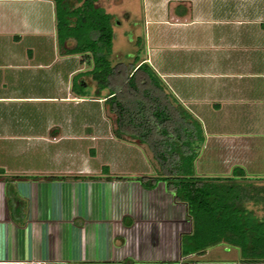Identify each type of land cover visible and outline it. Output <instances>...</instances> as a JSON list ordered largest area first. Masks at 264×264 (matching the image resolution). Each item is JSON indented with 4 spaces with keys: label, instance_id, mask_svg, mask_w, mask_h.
I'll use <instances>...</instances> for the list:
<instances>
[{
    "label": "crops",
    "instance_id": "crops-1",
    "mask_svg": "<svg viewBox=\"0 0 264 264\" xmlns=\"http://www.w3.org/2000/svg\"><path fill=\"white\" fill-rule=\"evenodd\" d=\"M115 3H123L119 12L124 17L144 19L149 61L148 36L158 29L160 35H173L174 69L167 54L158 66L151 64L204 129L264 135V0ZM82 55L60 50L53 0H0V152L13 151L12 161L0 159V264H28L33 258L68 264H264L228 242V250H209L211 245L183 253L182 235L192 231L187 204L174 199L165 180L146 187L134 177L155 174L154 166L131 168L120 162L117 151L138 144L114 135L105 108L107 89L97 91L90 75L81 76L88 82V96L72 89L73 76L92 66ZM82 102L99 104L100 111ZM96 112L109 122L111 136L103 132L100 118L94 123L85 119ZM75 130L78 135H71ZM86 138L95 139L94 155L71 154ZM108 141L116 150L98 164L96 143ZM238 146L245 152L239 162L250 171L234 180L263 186L264 155L259 157L249 143ZM33 148L48 153L47 163L39 165L36 153L32 158L27 151ZM109 174L127 177H105Z\"/></svg>",
    "mask_w": 264,
    "mask_h": 264
},
{
    "label": "trees",
    "instance_id": "trees-1",
    "mask_svg": "<svg viewBox=\"0 0 264 264\" xmlns=\"http://www.w3.org/2000/svg\"><path fill=\"white\" fill-rule=\"evenodd\" d=\"M53 1L60 50L82 53L92 63L90 68L73 76L72 89L82 96L89 95L88 82L82 75L92 77L97 91L107 89L105 108L114 135L144 146L154 165L155 174L134 177L146 187L165 180L174 199L187 204L192 231L182 235L183 253L203 252L208 246L228 242L239 246L246 258L264 259V216L243 205L241 200L248 193L242 186L244 183L195 173V161L206 139L204 125L147 59L145 36H138L143 43L136 49L133 60L114 62L113 14L99 0ZM10 177L103 176L13 174Z\"/></svg>",
    "mask_w": 264,
    "mask_h": 264
},
{
    "label": "rangeland",
    "instance_id": "rangeland-1",
    "mask_svg": "<svg viewBox=\"0 0 264 264\" xmlns=\"http://www.w3.org/2000/svg\"><path fill=\"white\" fill-rule=\"evenodd\" d=\"M115 0H101V5H108L110 7L111 3H114ZM111 9L117 10L118 16L114 17L113 15V27H114V39H113V53H112V60L116 62L117 60H125V61H131L134 59V54L136 49L138 50L140 46H142L141 43H143L142 39L139 40L138 36H145V24L143 18H132L128 19L127 17H124L125 15L123 13H120L121 9L123 8V3L119 4H112ZM110 12V10H107ZM159 30V29H158ZM156 31L155 34H150L148 36V50L151 52L152 56L149 57L151 59L149 62L155 64L158 66L157 63L160 62V57H164L167 54L169 62L170 69H174V59H175V53H174V38L172 34H159V31ZM135 31V32H134ZM134 34V35H133ZM134 37V38H133ZM146 38V37H145ZM139 40V41H138ZM142 50V48H141ZM161 53V54H160ZM83 57V55H82ZM84 58H86L84 56ZM90 63L91 61L88 60ZM85 102V101H83ZM80 103V104H83ZM91 102V101H90ZM77 104V103H75ZM75 104H72V106H77ZM83 104V106L86 107H96L97 111H100V105L99 104ZM102 121H99L100 119ZM85 119L88 123H94V122H101L103 123V127L105 129L103 132L106 134V136H111L110 128H109V122L104 117V115H97V112L95 115H86ZM213 120V119H212ZM211 119L209 120L212 121ZM219 120V118L217 119ZM219 123V122H217ZM217 123H215L217 125ZM234 123V122H233ZM232 122L227 123L230 126H235ZM245 126L248 125L247 122H243ZM207 126V125H206ZM229 126V127H230ZM225 128V125L222 126ZM228 127V128H229ZM206 128V127H205ZM222 128V129H223ZM82 133L88 134L89 131L82 130ZM220 131V130H219ZM206 139L204 142V145L201 148V151L196 158L195 161V173H197L199 176L206 177V178H214V177H220L221 179L228 178L229 181L239 182L237 179L234 180L235 177L241 176V172L244 170V164H240L239 157L244 156L245 152H239V144L240 143H249L251 146L255 148L256 151H259L258 155L259 157H263L264 155V135L262 134H242L238 132H228L225 134L224 131L216 133L212 130H209L206 128ZM78 135V130H75L71 132V135ZM46 138H40V140H46ZM48 140V139H47ZM46 140V141H47ZM89 140L85 142V145H80V147L71 148L69 151L73 155H85L87 158L90 157V155H94L92 152V149H95V147L92 145L94 144L95 139H88ZM99 151L97 154V160L98 164L101 163L105 158L111 156V151L116 150L114 148V145L110 144V142H98L96 143ZM232 144V145H231ZM261 145V148L259 147ZM232 146V147H231ZM137 149L132 147H122L117 152L120 154V162H124L127 166L131 168H137V167H143L145 164H149L151 167H153V162L150 158L148 150L144 146L136 145ZM9 147H6L5 149H2L0 152V159L5 160L7 162L13 160V151L9 150ZM46 148H44L45 150ZM261 150V151H260ZM2 151H6V153H3ZM28 153L31 152L32 158H38L37 161H39V165H43L44 163H47V159H49V155H47V152H43L40 148H33L31 150L27 151ZM35 153L37 154L35 157ZM257 155V154H256ZM257 155V156H258ZM94 160V159H93ZM247 168V167H246ZM248 171L250 169L247 168ZM246 170V171H247ZM239 186V185H238ZM236 185V187H238ZM244 186V189H246L248 192H252L255 194L254 196L247 195L246 198H243L241 201L243 205L246 207L254 210L257 215L260 217L264 216V185H258L256 183H248L242 184ZM241 186V188H242ZM226 244L224 242H220L217 244H214L211 246L209 250H228V248L225 247ZM235 247L233 245L229 246Z\"/></svg>",
    "mask_w": 264,
    "mask_h": 264
},
{
    "label": "built area",
    "instance_id": "built-area-1",
    "mask_svg": "<svg viewBox=\"0 0 264 264\" xmlns=\"http://www.w3.org/2000/svg\"><path fill=\"white\" fill-rule=\"evenodd\" d=\"M28 264H68L63 259H52V258H33L27 261ZM179 264H196L193 261H180Z\"/></svg>",
    "mask_w": 264,
    "mask_h": 264
}]
</instances>
